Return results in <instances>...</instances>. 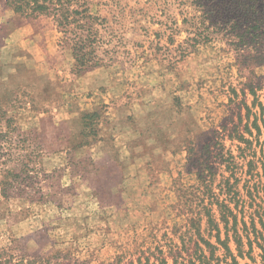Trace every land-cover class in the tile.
Returning a JSON list of instances; mask_svg holds the SVG:
<instances>
[{"label":"rangeland","instance_id":"374dc122","mask_svg":"<svg viewBox=\"0 0 264 264\" xmlns=\"http://www.w3.org/2000/svg\"><path fill=\"white\" fill-rule=\"evenodd\" d=\"M96 1L107 17L123 16L112 23L121 35L106 36L105 66L80 75L50 19L0 2V251L11 256L131 264L119 246L171 230L187 207L181 183L198 187L190 155L218 132L235 153L229 134L249 137L248 123L257 134L244 83L251 78L264 103V64L240 72L214 42L175 58L194 0Z\"/></svg>","mask_w":264,"mask_h":264},{"label":"trees","instance_id":"16d2710c","mask_svg":"<svg viewBox=\"0 0 264 264\" xmlns=\"http://www.w3.org/2000/svg\"><path fill=\"white\" fill-rule=\"evenodd\" d=\"M194 1L196 13L190 19H183L189 25L185 29L188 36L175 46V58H187L214 42L221 51L233 55L231 65L240 72L249 65L264 64V0ZM0 2L24 18L37 20L45 16L50 19L61 34L60 45L71 51L79 75L105 66L114 48L110 49L112 42L106 36L121 35L112 23L121 27L123 16L114 11L112 19L107 17L106 9L102 8L106 3L101 1ZM170 30L169 35L182 31L177 25ZM169 40L175 44L173 38ZM248 84L255 99L252 106L246 105L247 116H254L252 127L257 134L249 128V123V137L239 131L229 134L231 140L237 141L235 153L232 147L225 145L227 134L218 132L214 145L213 142L204 145L201 156L190 155V172L198 187L189 181L181 183L187 189L184 193L187 207L180 211V219L176 214L172 229L162 235L158 229L147 238L119 246L118 256H130L131 264H264V140L261 139L264 103L251 78L244 83ZM219 174L222 179L216 185ZM8 185L3 184L4 193ZM172 185H178L176 179ZM176 203L178 201L173 203L172 209ZM13 256L16 257L13 259ZM51 258L58 259L48 255L31 260L23 255L11 256L7 250L0 251V264H51Z\"/></svg>","mask_w":264,"mask_h":264}]
</instances>
